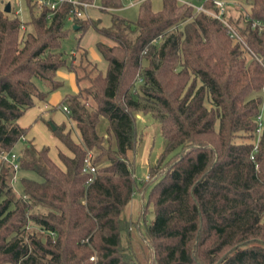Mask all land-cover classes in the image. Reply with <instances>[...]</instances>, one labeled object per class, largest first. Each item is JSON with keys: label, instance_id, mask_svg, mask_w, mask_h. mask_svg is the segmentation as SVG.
Listing matches in <instances>:
<instances>
[{"label": "trees", "instance_id": "obj_1", "mask_svg": "<svg viewBox=\"0 0 264 264\" xmlns=\"http://www.w3.org/2000/svg\"><path fill=\"white\" fill-rule=\"evenodd\" d=\"M25 1L27 21L12 7L0 10V152L15 151L17 172L38 179L20 176L16 195L14 169L0 160V264H264V122L257 134L264 26L253 25L264 23V0H248L240 27L225 1L223 15L241 40L181 0H162L159 9L140 0L134 20L113 10L108 26L71 15L68 2L51 10ZM203 5L218 10L213 0ZM89 27L112 40L96 43L104 72L79 44ZM71 30L79 33L77 56L60 49ZM62 67L78 85L60 104L79 137L64 121L51 126L67 150L58 149L57 163L47 145L15 146L29 130L17 119L63 85L56 75ZM138 113L157 118L164 138L139 187L127 156ZM103 120L107 147L98 130ZM91 149H98L96 171L86 184L91 174L82 167ZM148 186L141 212L151 205L152 217L139 226L144 263L121 237L126 205L136 187Z\"/></svg>", "mask_w": 264, "mask_h": 264}, {"label": "rangeland", "instance_id": "obj_2", "mask_svg": "<svg viewBox=\"0 0 264 264\" xmlns=\"http://www.w3.org/2000/svg\"><path fill=\"white\" fill-rule=\"evenodd\" d=\"M12 1V8L13 11L16 13V15L22 20L27 21L29 19V12L27 8V4L25 0H11ZM122 0V6L123 9L119 11H115L117 13L122 14L123 16L127 17L130 20H134L137 15V8H138V1L140 0ZM198 2V0H190ZM227 3V9H228V16L232 19V21H235L237 26H243L242 17L244 14H246L249 11V1L248 0H225ZM131 2H134L131 4ZM151 6L153 9H159L162 4V0H150ZM1 3H0V10H1ZM113 8V7H112ZM112 10H106V9H99V8H88V15L92 18L100 19V25L102 26H108L110 24V17H111V11ZM24 34V32L20 31V37ZM78 31L71 30L69 31L66 38H64L61 42V50L64 51L66 55H69L71 51L74 48V45L76 43V36L78 35ZM98 41L112 44V40L106 36L97 31L96 29L89 27L87 28L79 41L80 46H82L87 51V57L96 63L97 67L101 69L103 72L106 67V61L104 57L101 55V53L98 51L96 47V43ZM248 58V54H246ZM59 70L68 71L66 67H62ZM57 73V71H56ZM57 77L62 80V86L60 88H57L55 90L60 91L61 95H63L66 92H73L71 90L69 82L67 79L61 78L57 74ZM39 86L43 87V84L38 82ZM54 91V90H53ZM52 92V91H51ZM51 92L49 94H51ZM263 96V102L261 104V107L264 106V92L263 90L260 92ZM61 110V109H60ZM59 112V111H58ZM64 119L61 120L64 122H67V115L64 112ZM136 119V131L134 138L136 140L134 149H130L127 152L128 160L132 163L133 169H134V177L136 179V182L138 183V187L140 186L139 183H141L144 179H146L149 176V166L154 164L156 161L157 156L162 151L164 146V138L161 133V126L160 121L155 118L150 113L143 114L138 113ZM73 123V122H72ZM105 126L106 121L103 120L101 124L98 126V130L100 134L103 135L104 141L103 145L107 147V140L106 133H105ZM263 125L260 126L258 133L261 132ZM43 130L47 132V135L51 137L49 139L48 137L46 140H37L38 144H45L49 147V155L50 157L56 161L60 162L58 158V149L62 148L61 143L57 140L56 137H53L51 126L48 123L43 124ZM70 130L72 132V137L75 140H78V138L75 137V134L77 132V128L75 127V123L72 127H70ZM45 132H41V138L45 137ZM52 134V135H51ZM22 142L18 141L15 146V150L18 151L19 148L22 146ZM36 146V145H34ZM39 148L40 146H36ZM92 158L94 155L97 154L98 149H91ZM20 176H30L32 178L38 179L37 175L34 172H27L24 170H19L16 172L15 178L12 180L13 188L16 192V195L21 194V187L19 186L18 179ZM151 177V176H150ZM149 178V177H148ZM150 179V178H149ZM150 186L145 188L144 190L140 191V188H135L134 193L132 194V197L128 204L125 207V210L123 211V217L127 219L129 222L128 229L126 231H123L121 242L122 244H131L132 248L136 250V253L138 255V258L141 259L142 262L146 263V259L143 257V251L145 250V253L148 251L146 248V242L144 239H142V231L141 229L144 228L143 223L148 222L152 217V211H151V205L148 206V210L146 211V207L144 208L143 212L142 208L147 203L148 200V191ZM33 210H39L40 208L37 206H34L32 208ZM146 211V214L144 216V212ZM141 225V226H140ZM141 229H140V227Z\"/></svg>", "mask_w": 264, "mask_h": 264}, {"label": "built area", "instance_id": "obj_3", "mask_svg": "<svg viewBox=\"0 0 264 264\" xmlns=\"http://www.w3.org/2000/svg\"><path fill=\"white\" fill-rule=\"evenodd\" d=\"M4 3H6L7 1L10 2V7H12V1L11 0H1ZM37 2L38 5L40 6H46L47 8L51 9V10H55L57 9L62 3L64 2H68L72 5L70 12L71 15H74L76 17L79 18H88V8H99V9H106V10H112V7H106L104 5H102L98 0H92V1H85V0H34ZM184 3H187L191 6H193L194 8H196V10H201V11H205L207 13H209L210 15L214 16L215 18H217L218 20H220L225 26L228 27V30L230 32V34L232 36L237 37L238 39L241 40L240 36L237 34V32L234 30V28L228 23V21L226 20V18L224 17V12L226 10V5H225V0H213L214 4H216L218 6V10L217 11H213L210 9H207L204 7L203 2L206 0H198V2L195 1H190V0H181ZM134 2H131V4ZM49 17V15H48ZM253 25H259V28L264 26V23H260L258 21H254ZM23 28V26H22ZM58 107L65 112L66 114L69 113V109L67 108L66 105L64 104H60L58 105ZM263 113H264V106L261 108V112L260 114L257 116V120H258V130L260 128V126L262 125L263 121ZM23 139V137H21ZM17 153L15 151H9V152H5L2 151L0 152V160H4L6 162H8L9 164H11V166L14 169V175H13V179L16 176V172L18 170V164H17ZM82 171L86 172V173H90L91 176L87 179L86 184H89L94 177L95 171H96V166L92 163V153L90 150L87 151L86 156L84 158V164L82 167Z\"/></svg>", "mask_w": 264, "mask_h": 264}, {"label": "crops", "instance_id": "obj_4", "mask_svg": "<svg viewBox=\"0 0 264 264\" xmlns=\"http://www.w3.org/2000/svg\"><path fill=\"white\" fill-rule=\"evenodd\" d=\"M0 3L2 5L1 9H3L6 3L3 4L1 0H0ZM122 9H123V6L117 9H114V11L116 10L119 11ZM71 53L74 54L75 56H77L78 54V52L75 51L74 49L71 51ZM57 74L61 76V78L68 80L70 88L71 90H73V92L78 91V85L76 83L75 74L72 71L57 70L56 75ZM61 98H62V95L60 91L54 90L51 92V94H48L45 97V99H36L35 104L32 107L28 108L24 112V114L21 115L17 119V122L21 126H24V127L29 126L28 132L23 136V139L20 140L23 144L29 141L36 146H41L43 144H38L37 140H46L47 137L51 139V137L47 135V132L43 130V124L45 122V123H48L50 126L54 127L55 123L59 124L61 120L64 119V116H65L64 112L60 110V108L58 107V105H60ZM72 122L73 121H70L69 119L67 120V122H65L66 129L73 126L74 122L73 123ZM41 132H45L44 133L45 137L41 138ZM75 137L76 138L79 137L78 130L75 134ZM61 146L62 148H59V149H62L63 151L67 152L66 148L62 144ZM57 163H60V162H57Z\"/></svg>", "mask_w": 264, "mask_h": 264}, {"label": "water", "instance_id": "obj_5", "mask_svg": "<svg viewBox=\"0 0 264 264\" xmlns=\"http://www.w3.org/2000/svg\"><path fill=\"white\" fill-rule=\"evenodd\" d=\"M11 7H10V2H6V4L4 5L3 11L5 12H10ZM76 27V26H74ZM263 121H264V113H263Z\"/></svg>", "mask_w": 264, "mask_h": 264}]
</instances>
